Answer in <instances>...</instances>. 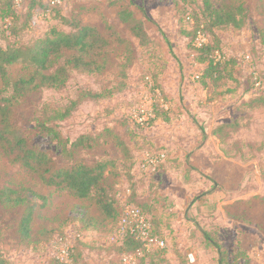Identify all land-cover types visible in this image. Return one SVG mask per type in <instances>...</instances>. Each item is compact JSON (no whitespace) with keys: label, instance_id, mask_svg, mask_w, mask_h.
Returning <instances> with one entry per match:
<instances>
[{"label":"rangeland","instance_id":"374dc122","mask_svg":"<svg viewBox=\"0 0 264 264\" xmlns=\"http://www.w3.org/2000/svg\"><path fill=\"white\" fill-rule=\"evenodd\" d=\"M61 2L68 13H76L80 6H91V11L81 12L83 21L104 32L105 19L116 25L123 36L128 35L117 23L114 9L106 7V0ZM124 2L143 20L156 43L149 49L134 47L132 64L125 69L126 78H122L119 58L114 56L100 74L73 73L62 90L27 94L13 103L11 116L30 145L45 150L58 166H64L67 158L54 142L38 135L34 119L42 113L49 116L51 111L65 110L78 100L81 91L119 89L111 99H83L64 121L56 123L69 140L111 128L127 141L135 158L129 174L120 151L107 139L99 149L75 155L88 163L112 162L105 176L114 189L117 218L106 220L87 201L45 187L0 154V187L27 189L44 198L33 200L27 239H21L18 233L23 207L0 206L1 258L6 264H48L56 253L53 245L79 239L83 245L71 264H114L120 250L112 246L121 242L116 231L123 204L155 200L156 231L166 241L167 259L147 255L143 264H218L220 255L210 241L217 242L225 252L222 264H233L238 248L246 252L251 264H264V0H238L248 11L242 29L212 31L211 38L216 37L222 52L237 63L234 80L218 89L203 88L196 80L200 68L192 62V52L182 33L191 30L185 18L201 11V0ZM51 26L60 27L48 17H34L22 40L42 35ZM8 73L15 79L28 75L29 69L25 63H18L10 66ZM250 73L259 78L258 86L253 84ZM146 75L159 76L171 96V120L156 122L139 132L141 135H134L125 128L126 121L136 130L135 125L149 117L151 95L143 84ZM3 95L8 96L9 91ZM259 95L262 106H250L248 102ZM236 119L239 130L230 131L225 141L212 134L218 125L234 123ZM235 141L244 144L240 154ZM156 151L165 154L164 161L153 172L142 171L145 153ZM84 206L95 219L92 226L77 220L76 213ZM205 232L209 240L203 236Z\"/></svg>","mask_w":264,"mask_h":264},{"label":"trees","instance_id":"16d2710c","mask_svg":"<svg viewBox=\"0 0 264 264\" xmlns=\"http://www.w3.org/2000/svg\"><path fill=\"white\" fill-rule=\"evenodd\" d=\"M106 2L107 8L114 9L116 21L125 28L127 36H123L116 25L108 23L105 19L102 20L104 32L97 26L83 21L81 12L91 11V6H80L76 13H68L65 12L61 1L58 4L52 0H19L18 3L15 0H0V154L9 164L17 166L45 187L87 201L96 207L100 217L114 220L117 218L116 197L113 186L107 184L105 176L112 162L99 160L88 163L75 158V155L78 151L99 149L107 139L120 151L129 174L135 166V158L133 159L127 141L111 128H104L99 134L86 133L69 140L62 136L56 128V123L64 121L83 99H111L120 90L111 88L100 93L81 91L78 100L72 101L65 110L51 111L49 116L42 113L34 119L38 135L54 142L60 153L67 158L68 162L64 166H58L45 150L30 145L24 132L13 123L11 117L15 101L38 90H62L73 73L100 74L109 64L111 57L119 58L121 76L126 78L125 69L132 64L134 47L149 49L156 45L147 33L143 20L135 16L130 4H126L124 0ZM201 4V11L186 15L185 21L190 23L192 28L187 33L184 30L182 33L187 40V49L192 52V62L200 68L196 80L203 88L218 89L226 82L234 80L237 63L234 58L227 57L222 52L219 40L214 36L211 38L210 35H213V30L242 29L246 25L248 11L238 0H201ZM34 17H48L50 22L58 23L60 27L51 26L42 35L24 42L22 36L30 30ZM165 41L167 42V39ZM18 63H25L29 73L13 79L8 73V68ZM250 75L253 79V73ZM143 84L151 95L149 117L145 122L136 124V130L130 128L126 121L125 128L134 135L152 128L156 122L169 123L171 120L172 98L165 92L159 76L146 75L143 77ZM253 84L255 85V82ZM8 91L9 95L4 96ZM248 103L250 106L260 107L263 102L259 95ZM124 119L130 120L129 116ZM238 123L236 119L234 123L220 124L212 134L223 142L228 139V134L232 133L230 131L236 133L239 130ZM241 145L244 144L234 142V146H238V154L241 153ZM246 145L251 144L246 142ZM155 153L157 151L145 154ZM34 199L44 200L31 190L0 187V206L23 207L18 222L21 239L29 237ZM133 203L142 214L150 218L153 231L164 241V246L147 250L135 234L126 232L120 244L112 246L120 250L119 260L114 264H126L123 261L126 257L131 258L129 264H143L147 255L159 256L163 259L161 261H164L167 259V245L161 234L156 231L158 222L155 216V200ZM81 209L76 213V217L79 215L77 220L86 223V226H92L95 219L89 215L88 206ZM203 236L209 240L206 232ZM209 243L220 255L218 264H222L226 259L225 252L217 242ZM82 245L79 239L74 240L67 262H60L53 257L48 264H71ZM239 262L251 264L250 258L242 248H238L234 255L233 264ZM0 264H6L1 256Z\"/></svg>","mask_w":264,"mask_h":264},{"label":"built area","instance_id":"2783aa9c","mask_svg":"<svg viewBox=\"0 0 264 264\" xmlns=\"http://www.w3.org/2000/svg\"><path fill=\"white\" fill-rule=\"evenodd\" d=\"M52 1L59 4L61 0ZM15 2L18 3L19 0H15ZM246 59H249V55L246 57ZM253 82H255V86L260 84L259 78H257L254 73ZM164 159V153L157 152L152 155L145 154L140 167L142 171L146 173L153 172L164 161ZM116 232V236L120 240L123 238V235L126 232L135 234L136 237L144 244L147 250L151 249L152 247L163 248L164 246V241L153 231L150 218L142 214L140 209L133 204H123L118 218ZM114 242H116V240H114ZM72 244L73 241H68L61 245H53L56 251L54 257L60 262H67L69 258V250L72 248ZM130 260V257L123 259L124 263L126 264H129Z\"/></svg>","mask_w":264,"mask_h":264}]
</instances>
